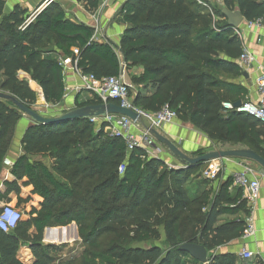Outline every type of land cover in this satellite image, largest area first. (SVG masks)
I'll list each match as a JSON object with an SVG mask.
<instances>
[{
  "label": "trees",
  "instance_id": "16d2710c",
  "mask_svg": "<svg viewBox=\"0 0 264 264\" xmlns=\"http://www.w3.org/2000/svg\"><path fill=\"white\" fill-rule=\"evenodd\" d=\"M5 1L0 0V89L25 107L33 109L36 94L25 78L19 79V73L40 88L47 105L55 107L63 100L58 56L76 62L81 74L96 79L141 68V74L130 79L135 108L156 113L167 106L178 120L204 131L212 141L246 143L264 159L260 142L254 144L253 119L222 108L224 103L245 102L246 91L228 81L242 76L235 61L243 46L221 15L222 9L237 10L244 21H256L264 16V0H221L223 8L216 11L210 7L212 14L196 0H126L119 12V22L125 26L119 46L93 40L92 29L71 22L54 2L28 21L31 15L18 7L5 16ZM198 1L208 5L206 0ZM87 5L89 10L96 9L98 0H88ZM73 50L78 51L77 56ZM99 103L86 99L76 107ZM21 118L22 113L11 102L0 101V171ZM93 127L89 120H75L32 125L25 131L21 143L25 155L47 156L57 175L78 180L66 188L46 169L40 171L41 180L54 195L40 190L42 203L39 210H30L29 222L21 221L10 234L0 231V264H22L17 259L20 239L29 240L31 226L36 231L30 238L31 264H53L47 252L56 249L39 246L41 235L45 229L71 224L76 225L78 237L88 249L80 264H197L178 251L179 246L201 243L211 252L242 236L244 220L213 229L218 216L234 213L219 210L221 203H231L227 189L232 178L209 204L207 191L198 193L195 188L192 193L190 189L191 177L202 164L172 170L158 159L148 158L140 148L128 153L122 138L105 133L104 127ZM196 155L203 154L198 151ZM24 161L25 157L20 158L11 168L15 180L20 179L18 170ZM122 165L124 172L119 175ZM26 173L25 185H32L30 170ZM5 187L16 191L15 183ZM21 203L18 199L15 208ZM241 203L246 217V204ZM180 223L186 225L183 231ZM159 227L165 235L161 247L170 250L138 245L159 240ZM184 235H188L186 239ZM108 236L111 240L103 248L100 239ZM207 264H235V258L210 255Z\"/></svg>",
  "mask_w": 264,
  "mask_h": 264
},
{
  "label": "crops",
  "instance_id": "0c3cea01",
  "mask_svg": "<svg viewBox=\"0 0 264 264\" xmlns=\"http://www.w3.org/2000/svg\"><path fill=\"white\" fill-rule=\"evenodd\" d=\"M47 0H6L4 15L8 16L14 8L18 7L21 10L27 11V15H33L34 13L41 12L47 5ZM88 0H54L53 2L58 4L59 7L64 11L67 18L73 23H79L87 28L93 30L94 40L98 43L110 42L114 46H119L121 36L125 30V26L119 22V12L122 5L126 0H109V3L103 9H100V4L103 0H98V7L93 10H89L87 5ZM243 25V24H242ZM241 25V26H242ZM243 46V50H247L254 54L257 65L263 70L264 69V27L259 29H254L250 31H245L239 37ZM62 57V56H60ZM63 58V57H62ZM66 59V58H64ZM237 64V60L235 61ZM238 65V64H237ZM239 67V66H238ZM240 69V68H239ZM135 72L132 73L133 76H139L142 72L141 68H134ZM241 70V69H240ZM242 76L234 79L228 80L230 83L243 88L246 91L243 101L255 102L258 99L257 90L254 85L255 77L259 76L260 73H246L241 70ZM128 72H124L125 77H127ZM246 74L247 77H244L243 74ZM19 75L25 76L28 86L29 82L34 85L39 91L40 88L30 79L22 74ZM18 75L19 79L20 76ZM28 78V79H27ZM29 80V81H28ZM63 83L65 94L63 100L60 104L55 107H50L51 109L58 110V113L52 117H58L64 113L70 112L74 109H78L76 106L86 99H93L92 94L85 90L77 91L80 88V80L78 74L68 70L63 72ZM31 90H35L33 87L29 86ZM35 92V91H34ZM37 92H35L36 94ZM153 91H151V94ZM36 104V103H35ZM47 107V104L45 105ZM34 110V108H33ZM41 112V113H40ZM39 113L43 115L42 111ZM51 116V115H49ZM255 123L254 129V144L259 145L260 151L264 150V124H261L255 120H252ZM33 125L32 121L22 115L21 120L17 123L14 131V136L12 141L9 144L8 150L6 152L4 160L10 162V166L4 165V160L1 164L0 171V209L2 206L11 204L16 206L18 199L22 200V203L19 207L35 208L39 210L42 199L40 198V190L46 189L49 195H54V191L50 188L45 182L41 180V170L46 169L54 179H60L61 177L52 171L53 160L47 156L42 155H25L21 149V143L25 131ZM160 135L170 141L178 150L190 158L197 157L196 153L201 151L202 154H206L214 151H231V150H249L254 153L256 151L247 145L246 143H237L236 145L230 142L217 143L209 139L204 131L194 127L188 122H183L181 120H176L173 124L165 126L161 130H156ZM133 135L140 140V132L133 130ZM250 138V136L248 135ZM160 150L159 153L149 154L148 158H156L161 161L166 167L172 170H185L182 169L184 166L176 160L167 149L158 145ZM257 154V153H256ZM25 161L22 165V169L18 170L20 175L19 180H15L11 174L12 166L20 159L24 158ZM28 166V167H27ZM244 166H249L255 173V176L258 177L260 183L259 197L255 204L252 206L251 214L253 216L255 233L251 238L243 240L242 237L235 239L229 243H226L220 247H217L211 252H207V262L210 255L221 256V255H231L235 258V264H264V171L254 163L247 162L244 160L236 159H226L216 161L210 164H202L198 167V172L196 175L191 177L192 183L190 189L192 193L195 188L198 190V193L207 191L209 193V204L214 200L217 195H220L223 188L227 183H230L231 177L234 173L239 171ZM30 167V168H29ZM211 167L213 172H215L214 178H207L205 176L206 170ZM187 169V168H186ZM30 170L34 183L31 185H25L27 182V171ZM16 184V191L9 192L5 187L6 184ZM199 186V187H198ZM198 187V188H197ZM38 192L35 193V191ZM228 197L231 200V203H221L219 205V210L226 209V211H234V213H225L217 217L216 222L213 226V229L225 226L229 224H236L237 221H243L245 217L246 210L243 209L244 206L241 203L243 200L242 191L238 188H234L232 185L227 189ZM244 201V200H243ZM245 202V201H244ZM246 204V203H245ZM18 207V208H19ZM17 208V209H18ZM240 208V209H236ZM247 208V206H246ZM243 209V211H242ZM208 209H205V214L208 212ZM230 210V211H229ZM248 210V208H247ZM210 211V210H209ZM249 211V210H248ZM30 218L28 217L25 221L29 222ZM68 227H56L45 229L41 235V245L51 246L56 243L48 242L45 239L46 232L48 230L58 229L60 231L66 229L69 230L72 228L75 234V239H79L77 227L75 224ZM73 233V232H72ZM36 236V231L33 226L30 227L28 231V237L33 238ZM161 240L165 239L164 232L160 233ZM28 240V239H27ZM199 240V239H198ZM32 240H30L31 242ZM74 241V240H72ZM68 242H60V245L68 244ZM22 243L17 254V259L22 264H31V245L32 243H26L20 239ZM59 244V243H58ZM201 244V243H198ZM157 246V245H156ZM159 247V246H158ZM162 248V247H160ZM242 250H246L254 255L252 260L245 261L240 257ZM190 259V258H189ZM188 259V260H189ZM183 260V261H188ZM191 261V259L189 260ZM198 264V263H197ZM207 264V263H206Z\"/></svg>",
  "mask_w": 264,
  "mask_h": 264
},
{
  "label": "built area",
  "instance_id": "2783aa9c",
  "mask_svg": "<svg viewBox=\"0 0 264 264\" xmlns=\"http://www.w3.org/2000/svg\"><path fill=\"white\" fill-rule=\"evenodd\" d=\"M197 3L205 8L209 14H212L210 6L203 4L202 2L196 0ZM109 0H103L100 4V9L107 6ZM48 5V3L46 4ZM36 14V13H34ZM31 15L28 21L32 20ZM243 24V25H242ZM242 25V26H241ZM241 25L235 29V34L241 37V34L245 31H250L254 29H259L264 27V16L253 22L244 21ZM94 40V37H93ZM75 56L78 55L77 50H73ZM59 66L64 71H72L78 74L80 80V88L77 91L85 90L92 94L94 100L99 101V104H106L113 102L121 108H129L133 98H131V86L128 84L124 71L117 77H107L102 79H96L92 75H83L76 67V62H72L70 59H64L60 56L57 58ZM237 64L241 70L250 74L260 73L259 76L255 77L254 85L257 90L258 99L255 102L245 101L240 103L239 108H234L233 105L229 103H224L222 108L226 112H236L239 114L246 115L253 120L264 124V69L262 70L257 65V60L251 52L243 50L239 58L237 59ZM142 121V124L153 128L155 130H161L165 126L173 124L177 120V115L175 112L171 111L167 106H163L156 113H148L133 109ZM89 122L95 127V130H99L104 127L105 131H108L110 135L115 137H120L124 140L127 152H132L135 148H140L144 151L146 156H149L151 152L153 154L159 153L160 150L158 145L149 136L147 131L144 129L143 125H134L132 121L126 117L116 116V115H105L102 117L88 119ZM133 130L140 132V140H138L133 135ZM155 146V147H154ZM5 166H10L8 160H4ZM124 172V166H120L118 169L119 175ZM215 172L209 167L205 176L207 178H214ZM232 186L238 188L242 191L243 200L248 208V215L244 218L242 239L246 240L251 238L255 233L253 216L251 214L252 206L255 204L259 197L260 183L258 177L249 166H244L239 171L232 175ZM22 221L21 213L12 206L4 205L0 209V231L5 234H10L16 230L18 224ZM240 257L249 261L252 260L254 255L246 250H242Z\"/></svg>",
  "mask_w": 264,
  "mask_h": 264
},
{
  "label": "water",
  "instance_id": "95a60500",
  "mask_svg": "<svg viewBox=\"0 0 264 264\" xmlns=\"http://www.w3.org/2000/svg\"><path fill=\"white\" fill-rule=\"evenodd\" d=\"M54 0H47L46 3L51 4ZM221 15L227 21L228 27L237 29L244 19L239 11H229L227 9L221 10ZM247 77L246 74H243ZM34 91V90H33ZM40 96L42 98V105H46L42 93H36V103L39 104ZM0 101L11 102L22 115L32 121L33 125L51 126L61 123H68L75 120H88L91 118L102 117L105 115H116L126 117L132 121L134 125H143L140 116L134 112V100H132L129 108H121L113 102L98 105H88L82 108L74 109L64 115L58 117L45 118L39 112L25 107L21 102L9 94L0 93ZM240 102H237L233 107L239 108ZM150 137L157 145L165 148L168 152L178 160L186 169L189 167L199 166L201 164H210L220 160L236 159L251 162L259 166L264 171V159L258 154L249 150H231V151H214L203 154L199 157L190 158L178 150L170 141L160 135L155 129L143 125ZM155 147V146H154ZM74 226H72L73 228ZM178 251L185 253L188 257L198 264L207 263V251L204 246L194 243H186L179 246Z\"/></svg>",
  "mask_w": 264,
  "mask_h": 264
},
{
  "label": "rangeland",
  "instance_id": "374dc122",
  "mask_svg": "<svg viewBox=\"0 0 264 264\" xmlns=\"http://www.w3.org/2000/svg\"><path fill=\"white\" fill-rule=\"evenodd\" d=\"M206 3L211 7L213 8L214 10L216 11H219L223 8L222 6V1L221 0H206ZM135 72L133 69H130L127 73V77H126V80L128 81V84L132 87V84H131V78H132V73ZM20 76V79H24L26 78L25 76H22V75H19ZM28 79V78H27ZM29 81V80H28ZM29 86L33 87L35 90V92L37 93H40V91L34 87V85L32 83L29 82ZM0 93H3V94H8V92L6 90H2L0 89ZM133 96V92H132V95H131V98ZM42 101V100H41ZM40 101V102H41ZM43 103V101H42ZM42 103L40 104H35L33 106L34 110L37 111V112H40L42 111L43 115L45 116H55L57 115L58 113H60L58 110H55V109H51L49 105H47V107H45V105H42ZM41 113V112H40ZM61 116V115H60ZM95 128V127H93ZM105 133H109L108 131H105ZM80 179V178H79ZM62 186H65L66 185V188L67 186H71V184H73L74 182H76L78 179L76 180H71L70 176H66V177H62L60 179H58ZM86 183H84L85 185ZM74 193L75 194H78V191H75L74 190ZM75 200H72L71 201H67L64 203L65 206L67 205H70L71 203H73ZM9 206H12V207H15L14 205H11V204H7ZM20 213H21V216H22V221H25L27 218H28V214L30 212V209L29 208H23V207H19L17 209ZM69 226H73V224L69 225ZM68 227V226H67ZM180 227L182 228V231H183V228L186 227V225H184V223L181 225L180 223ZM130 230L132 231L133 228H130ZM50 232H46V235H45V239L48 241V242H51V243H56L54 245H51L53 247H55L56 249V252H52V251H49L47 252V256L48 258H50L53 262V264H58V263H62V262H74L73 264H80V260H81V257L83 256L84 252H88L86 250V246L83 245L81 243V240L80 239H75V234H74V231L72 230V228H70L69 230H58V229H55V230H48ZM73 232V233H72ZM162 229H160V227L158 228L157 230V233L158 235L160 236V233H162ZM48 233H51L48 235ZM188 235H184V239L187 238ZM41 240H42V237H41ZM74 240V241H72ZM111 240V237L108 236L104 239H100V242L102 247L104 248V246L107 245V243ZM68 242V241H72L68 244H64V245H60V242ZM164 242V239L161 240V237H159V240H150L148 241L146 244H138L140 246H150V245H157V246H162ZM26 243H31L30 240H26ZM59 243V244H58ZM44 244L40 245L39 246H43ZM33 245H31L32 247ZM50 246V245H49ZM164 250V252H167L168 250H170L169 248H162ZM173 252V251H171ZM174 258H176V256L174 255L173 256ZM183 261V260H181Z\"/></svg>",
  "mask_w": 264,
  "mask_h": 264
},
{
  "label": "bare ground",
  "instance_id": "6f19581e",
  "mask_svg": "<svg viewBox=\"0 0 264 264\" xmlns=\"http://www.w3.org/2000/svg\"><path fill=\"white\" fill-rule=\"evenodd\" d=\"M41 100H42V98H41V96H40V101H41ZM40 103H42V101H41V102H39V104H40Z\"/></svg>",
  "mask_w": 264,
  "mask_h": 264
}]
</instances>
